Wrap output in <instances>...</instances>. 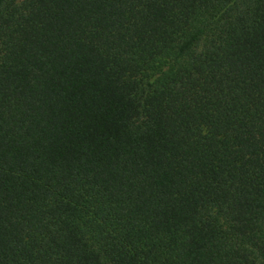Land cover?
<instances>
[{
	"label": "trees",
	"instance_id": "obj_1",
	"mask_svg": "<svg viewBox=\"0 0 264 264\" xmlns=\"http://www.w3.org/2000/svg\"><path fill=\"white\" fill-rule=\"evenodd\" d=\"M0 264H264V0H0Z\"/></svg>",
	"mask_w": 264,
	"mask_h": 264
}]
</instances>
